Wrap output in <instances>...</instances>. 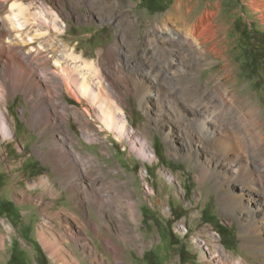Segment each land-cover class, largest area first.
Instances as JSON below:
<instances>
[{
  "label": "rangeland",
  "instance_id": "rangeland-1",
  "mask_svg": "<svg viewBox=\"0 0 264 264\" xmlns=\"http://www.w3.org/2000/svg\"><path fill=\"white\" fill-rule=\"evenodd\" d=\"M47 1L49 8L53 7L60 16L57 21L62 29L60 32L53 30L50 40L60 48L51 55L66 58L67 54L74 52L95 60L98 65L105 55L114 61L125 62L124 66L139 68L152 67L157 50L166 48L182 66L174 69L177 81L189 79L188 85L204 95L196 104L204 111H216L220 107L215 89L225 87L226 77L220 76L228 65L231 68L229 85L236 104L243 111L254 106L261 114L260 121L264 122V0H193L197 3L192 14L194 17L209 6L212 10L217 9L216 20L224 26L225 39L220 45L224 49L222 55H211L207 59L188 42L174 43L154 34L151 36L159 41L160 46L148 42V30L159 21V17L173 11L178 0H120L131 4L126 7L129 11L120 7L108 16L98 14L99 0H65L63 6L62 0ZM42 3L43 0H36L33 11L38 12L37 6ZM162 8L164 10L159 11ZM128 16L136 20L130 29L125 25ZM248 29H252L255 36L251 44L243 34ZM116 43L120 45L115 47ZM188 52L195 56L192 63L184 60ZM256 53L260 59L257 62L259 74L255 76L257 68L253 67L251 58L257 57ZM76 62L82 63L80 59ZM185 68L189 69L190 76L183 78ZM182 92L179 87V101L190 112L191 106ZM155 93L156 89L153 94L146 95L148 107L140 103L136 93L128 94L124 108L129 130L134 133L131 137L128 134L119 136L107 129L98 108L89 104V99L78 102L69 93L65 97L70 106H76L80 111L84 108L91 110L89 128L95 129L91 139L84 135L83 127L73 115L68 126L78 139L75 143L77 150L92 158L89 172L100 175L99 181L105 184L114 178L117 188L129 189L132 199L138 202L141 220L138 224L131 223L129 240L124 238L128 229L121 225L119 218L127 217L124 204L120 205V214L113 208L105 218H101L91 204H82L100 235L92 224L84 226L81 220L83 210L55 179L53 162L39 152H48L47 141L51 140V134L44 126L32 122L30 103L24 93L10 100L14 139L3 138L0 132V264H10L14 252L28 264H63L55 259L50 251L52 246L47 245L40 235L43 221L51 227L57 226L52 216L56 210L75 213L84 227L78 230V222L69 218L75 232L85 238L89 246L85 248L73 239L63 242L80 264H99L102 259L94 260L95 252L104 255L105 262L101 264H264L259 241L249 243L243 233L242 223H247V214L240 218L221 200L218 188L224 166L221 157L215 155L214 142L209 136L197 135L195 144H191L182 131V119L176 113L159 122L157 112L161 105ZM102 171L106 176L101 174ZM47 174L62 193L48 208L51 197L42 187L30 186ZM85 179L90 183V176L86 174ZM223 226L227 228L223 229ZM62 229L57 227V230ZM219 230L225 233L221 235ZM104 236L111 237L113 243L119 245L118 253Z\"/></svg>",
  "mask_w": 264,
  "mask_h": 264
},
{
  "label": "bare ground",
  "instance_id": "bare-ground-1",
  "mask_svg": "<svg viewBox=\"0 0 264 264\" xmlns=\"http://www.w3.org/2000/svg\"><path fill=\"white\" fill-rule=\"evenodd\" d=\"M35 1L30 0L27 3L26 0H0V132L3 138L14 139L9 102L19 93H24L30 103L34 118L32 122L44 126L46 132L51 134V140L47 141L48 152H39L53 162L55 179L68 190L69 198L83 210L81 220L84 226L92 224L97 235H100L99 229L90 219L91 216H88V211L82 208V204H91L101 218H105L113 208H116L118 214L120 205L124 204L123 209L126 210L127 217L118 216L121 225L128 229L125 231V237L123 236L127 239L131 233L130 227L141 220L138 202L132 199L129 189L124 191L117 188L114 178H110L105 184L99 181L100 175L89 172L88 166L92 158H87L77 150L75 143L78 139L68 126L73 115L83 127L84 135L91 139L95 131L89 128L91 110L84 108L80 111L76 106H70L65 97L66 93H69L78 102L89 99V104L98 108L99 116L107 129L117 132L119 136L128 134L131 137L134 133L129 130L124 108L128 94L136 93L140 103L148 107L146 95L153 94L156 89L155 96L161 105L160 110L157 108L159 122L176 113L182 119V131L188 136L191 144L196 142L197 135L206 138L209 136L214 142L215 155L221 157L224 166L223 178H220L218 188L221 200L228 210L237 213L240 218L242 214H247V223H242L243 233L249 243L259 241L261 253L264 255V122L260 121L261 114L253 108L254 106L243 111V108L236 104L229 85L231 68L226 65L223 68L224 74L220 76L226 77L223 82L225 87L217 86L215 89L221 102L218 110H200L196 104L200 102L203 94L188 85L189 79L177 81L174 69H180L182 66L177 63L175 55L167 53L166 48L157 50L158 55L154 58L152 67L139 68L124 66L125 62L117 61L118 59L114 61L105 55L99 65L95 60H88L84 58L85 55H76L74 52L67 54L66 58L54 56V52L60 47L50 38L53 36V30L62 31L57 21L60 16L53 7L49 8L50 3L47 0H43L42 6L36 5L40 11L34 12ZM64 2L65 0L61 1L62 6ZM130 5L121 3L120 0H99L98 14L108 16L120 7L126 9ZM196 7L197 3L193 0H178L173 11L159 17V21L148 30V42L155 43V47L160 46L159 41L151 36L154 34L158 38H168L174 43L188 42L206 59L211 55H222L224 49L220 45L225 39L224 26L216 20L217 9L212 10L208 6L194 17L192 14ZM135 23L136 20L129 16L125 21L129 29ZM119 45L116 43L114 46ZM118 55H121V52ZM144 55L147 56V53ZM78 59L82 63L76 62ZM194 59L195 56L190 52L186 53L184 58L191 63ZM188 70L183 69V78L190 76ZM179 87L184 92L187 104L191 106L190 112H187L179 101ZM168 135L169 133L166 134ZM86 174L90 176V183L85 179ZM101 174L106 176L104 171ZM51 179L47 174L30 183L31 187H42L44 193L51 197L47 208L55 203L59 193L62 194ZM41 198L44 200L43 195ZM52 216L57 226L51 227L47 221H43L41 238L47 245L52 246L50 251L57 261H62L63 264H80L63 246V242H69L70 239L75 240L77 244H83L85 248L89 246L87 240L78 235L68 221L73 218L79 224L78 230H83L79 217L75 213L60 210H56ZM57 227L63 228L62 231L57 230ZM104 239L113 244L114 252L118 253V244H114L109 236H104ZM94 256V260L101 258L105 262L103 254L95 252Z\"/></svg>",
  "mask_w": 264,
  "mask_h": 264
},
{
  "label": "trees",
  "instance_id": "trees-1",
  "mask_svg": "<svg viewBox=\"0 0 264 264\" xmlns=\"http://www.w3.org/2000/svg\"><path fill=\"white\" fill-rule=\"evenodd\" d=\"M164 9L162 8L161 10L159 11H163ZM244 34V37L246 38L247 42L250 43V42H254L255 41V36L254 34L252 33V29H248L246 32L243 33ZM251 44V43H250ZM257 54V57H252L251 58V62H253V67L257 68V70L255 69V76L258 75V65H257V62L259 61L258 59V53ZM222 225H220L219 227H221ZM227 228L226 226H223V229ZM221 229V228H220ZM219 233L221 235H223L225 232L223 230H219ZM10 264H28L25 260H23L17 253H13L11 259H10Z\"/></svg>",
  "mask_w": 264,
  "mask_h": 264
}]
</instances>
